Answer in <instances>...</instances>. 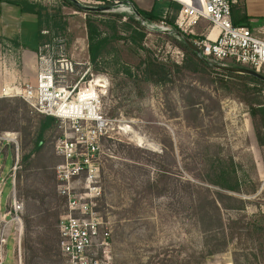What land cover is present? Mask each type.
I'll return each instance as SVG.
<instances>
[{
	"label": "rangeland",
	"instance_id": "374dc122",
	"mask_svg": "<svg viewBox=\"0 0 264 264\" xmlns=\"http://www.w3.org/2000/svg\"><path fill=\"white\" fill-rule=\"evenodd\" d=\"M29 1L55 21H64L65 28L50 29L42 16L39 39L35 14L13 5L7 13L0 1V30H5L0 32V89L4 68H20L21 62L27 82L35 86L42 51L59 70L45 103L62 104L54 95L63 88L69 105L90 85L79 96L100 102L99 121L64 122L52 115L55 123L39 150L24 161L33 149L39 118L48 115L18 95L0 96V137L16 135V144L0 152V208L8 207V174L17 146L22 264H61L58 222L66 203L58 194L55 167L64 161L56 152L64 136L95 145L102 191L98 209L111 229L114 264H264V146L256 136L258 116H251L243 95L219 87L209 78L214 75L176 70L184 52L169 34L158 31L145 29L142 48L108 38L104 53L91 63L86 12L63 0ZM78 1L94 6V0ZM130 1L136 10H151L158 17L170 5L168 0ZM110 14L120 15L118 34L126 35L122 23L127 19L110 12L95 16L103 21V34L111 35ZM205 23L201 19L191 27L192 34L199 35ZM148 58L161 63L167 75L154 77L159 81L147 78L142 61ZM250 98L264 99L263 92ZM74 124L81 126L79 132ZM13 247L9 236L3 264H13Z\"/></svg>",
	"mask_w": 264,
	"mask_h": 264
},
{
	"label": "built area",
	"instance_id": "2783aa9c",
	"mask_svg": "<svg viewBox=\"0 0 264 264\" xmlns=\"http://www.w3.org/2000/svg\"><path fill=\"white\" fill-rule=\"evenodd\" d=\"M168 1L179 6L174 18L176 30L185 36H192V39L189 40L199 48L204 61L224 66L236 64L259 73L264 72V39L254 36L245 25L233 24L231 8L234 1ZM92 4L113 5L127 12L123 15L124 18L132 15L138 21L133 12V8H136L130 0H94ZM167 12L171 13V10L168 8ZM165 15L161 18L164 19ZM201 19L208 22L209 29L206 34L193 35L191 27L196 26ZM143 27L151 31L174 30L164 20L152 21L150 26ZM38 54L35 86L26 81L17 85L3 86L0 90V96L18 95L40 113L48 116L53 115L63 121L66 119L77 122L86 119L99 121L97 116L99 98L92 101V110L83 108L78 115L75 111L72 113L63 111L64 108L67 109L72 106L71 103L66 104L63 88L58 89L60 92L58 95H54V98H58V100L63 99L62 104L57 103L54 106L53 103H45L47 100L45 96H49L48 92L52 90L54 79L59 70L54 67L52 56H46L42 54V51H39ZM87 81L91 82L92 80ZM89 87L91 88V85ZM89 87L82 90L90 89ZM81 91L77 92L76 100H78ZM96 96L98 95L96 94ZM79 127L73 125L76 132L80 131L81 126L79 125ZM8 144H16L15 134L5 133L0 137V152H4L3 146ZM15 150V160L8 174L11 179L8 207L4 211H1L0 208V264H3L2 254L9 236L14 242L13 264H22L21 215L23 203L16 198L17 146ZM56 152L64 159L62 163L56 165L55 175L58 194L65 199L66 203V211L58 222V248L61 264H114L111 229L108 222L103 220L98 209L102 191L99 178L100 167L95 158V145L87 140L74 142L64 136V138L58 139ZM1 192L2 187L0 186V194Z\"/></svg>",
	"mask_w": 264,
	"mask_h": 264
},
{
	"label": "trees",
	"instance_id": "16d2710c",
	"mask_svg": "<svg viewBox=\"0 0 264 264\" xmlns=\"http://www.w3.org/2000/svg\"><path fill=\"white\" fill-rule=\"evenodd\" d=\"M63 1L68 6L73 7V4L70 1L68 0H63ZM6 2L17 7L21 13L35 14L39 18L37 22V26H38L37 35L39 39L42 37L41 27H40V24L42 23V16H45V21L47 25L50 26V29L56 28V29L64 30L65 28L66 23L64 21L62 22L55 21V19L49 16L48 14L42 13L43 10L42 7L40 5H37L36 3L30 2L29 0H6ZM178 7L179 6L177 4L170 3L169 10H171V13L167 12L164 19L154 15L151 10L149 11L137 10V11L145 19L151 22L152 21L160 22L164 20L167 24L171 25L174 30H176V27L174 25V18L178 10ZM232 10L233 8H231V14H232ZM101 14L103 13L86 12L87 17L85 19V27H86V35H87V50L89 55V61L91 63H95L98 60V58L104 53V48L108 38L124 39L127 42L137 44L138 47L142 48V41L146 35L145 28L132 15L126 16L127 21L125 23H122V26L126 31L125 33L126 35H119L117 29L118 25L116 24V21L119 20L118 18L120 17V15L110 14V16L114 17V19L108 21L107 27L110 29V33H111V35L108 36L105 33L103 34V31L100 27L103 21L96 19L95 17ZM49 22H51L50 25ZM233 24L240 25L239 23H235V22H233ZM168 36H170V39L173 40L177 44V46L180 49H182L184 52V59L182 63L180 65L178 64L174 65V68L176 70L184 69L193 73H202L204 76L207 77L214 75V77H209V78L212 79L214 83H217L219 87L227 88L229 91L235 89L239 94L243 95L242 96L243 100H245L249 105V113L251 114V116L253 118L258 116L256 136L258 143L264 146V99L258 98L257 100L256 98H250L251 93L254 92L258 96H262V92L264 91V81L249 75L234 74V73L224 72L215 69L212 66H210L209 63H207L202 58H200L195 52L190 50L182 41L176 39L174 36L171 35ZM186 37L188 39H192L191 35H186ZM142 63L144 66L142 73L144 75H147V78H151L154 81H159L160 79L157 78L165 77L168 73L165 70L164 66L154 59L148 58L146 59V61H142ZM233 65L236 66V64H232V66ZM261 74L264 75V72H262ZM54 123H55V118L51 116H42L39 118L33 149L30 153L23 156L24 161L30 158V155L32 153L39 150L44 135L49 129H51ZM224 173L221 174L222 177L225 176ZM220 186L231 191L237 190V187H235L234 185L232 186L225 183H221Z\"/></svg>",
	"mask_w": 264,
	"mask_h": 264
},
{
	"label": "crops",
	"instance_id": "0c3cea01",
	"mask_svg": "<svg viewBox=\"0 0 264 264\" xmlns=\"http://www.w3.org/2000/svg\"><path fill=\"white\" fill-rule=\"evenodd\" d=\"M0 1H2L3 6L7 8V13L13 11L10 7L12 5L6 2V0H0ZM233 1H234L232 5L233 10L231 14L232 21L235 23H239L240 25L247 26L254 36L264 39V0H233ZM20 17L21 19L18 20L22 22L23 16ZM208 25H209L208 22H206L202 32L199 34H206L209 29ZM3 31L5 30L2 28L0 32ZM3 81H4L3 86H11L14 84L17 85L18 83L29 81L27 79L26 73L22 71V62L20 68L16 66L15 67L10 66L9 68L5 67L3 70L2 82Z\"/></svg>",
	"mask_w": 264,
	"mask_h": 264
},
{
	"label": "water",
	"instance_id": "95a60500",
	"mask_svg": "<svg viewBox=\"0 0 264 264\" xmlns=\"http://www.w3.org/2000/svg\"><path fill=\"white\" fill-rule=\"evenodd\" d=\"M68 1H70L77 9L83 10L85 12H98V13L110 12V13H120L123 15L127 14L125 10L114 7L113 5L90 6V5H83L78 0H68ZM133 12L140 24H142L143 26L151 25V21L145 19L136 9L133 8ZM157 31L174 36L176 39L182 41L190 50L195 52L200 58H202L201 51L199 50V48L195 46L184 34L180 33L177 30H171V29H159ZM209 65L215 69H218L224 72L240 74V75H249V76H253V77H256L257 79L264 81L263 74L256 72L249 68L224 66V65H217V64H210V63Z\"/></svg>",
	"mask_w": 264,
	"mask_h": 264
},
{
	"label": "bare ground",
	"instance_id": "6f19581e",
	"mask_svg": "<svg viewBox=\"0 0 264 264\" xmlns=\"http://www.w3.org/2000/svg\"><path fill=\"white\" fill-rule=\"evenodd\" d=\"M99 84H101V83H98L97 85H99ZM101 85H103V84H101ZM94 99H96L95 96L81 95V96H79L78 101H76L75 103H71L72 106L67 108V109L64 108L63 111L66 113H69V112L72 113L75 111L76 115H78L82 112L83 108H87L89 110H92L93 102L91 100H94ZM89 101H91V102H89Z\"/></svg>",
	"mask_w": 264,
	"mask_h": 264
}]
</instances>
